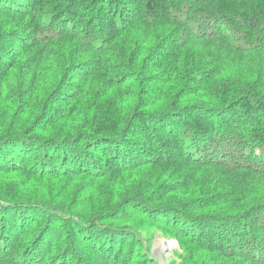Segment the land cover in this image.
Returning <instances> with one entry per match:
<instances>
[{"label": "trees", "instance_id": "1", "mask_svg": "<svg viewBox=\"0 0 264 264\" xmlns=\"http://www.w3.org/2000/svg\"><path fill=\"white\" fill-rule=\"evenodd\" d=\"M0 264H264V0H0Z\"/></svg>", "mask_w": 264, "mask_h": 264}, {"label": "rangeland", "instance_id": "2", "mask_svg": "<svg viewBox=\"0 0 264 264\" xmlns=\"http://www.w3.org/2000/svg\"><path fill=\"white\" fill-rule=\"evenodd\" d=\"M155 236L150 241V251L160 263L167 262L172 254V251L176 248V242L163 237L159 232H155Z\"/></svg>", "mask_w": 264, "mask_h": 264}]
</instances>
